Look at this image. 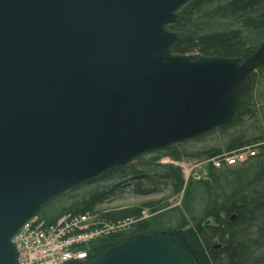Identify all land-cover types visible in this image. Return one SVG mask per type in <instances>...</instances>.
I'll return each instance as SVG.
<instances>
[{
  "label": "water",
  "instance_id": "95a60500",
  "mask_svg": "<svg viewBox=\"0 0 264 264\" xmlns=\"http://www.w3.org/2000/svg\"><path fill=\"white\" fill-rule=\"evenodd\" d=\"M193 0H0V264L50 201L140 156L240 118L264 43L247 58L175 52ZM67 264H201L150 231Z\"/></svg>",
  "mask_w": 264,
  "mask_h": 264
},
{
  "label": "trees",
  "instance_id": "16d2710c",
  "mask_svg": "<svg viewBox=\"0 0 264 264\" xmlns=\"http://www.w3.org/2000/svg\"><path fill=\"white\" fill-rule=\"evenodd\" d=\"M172 28L191 33L175 48L178 53L245 59L264 43V0H193L180 11V21ZM252 82L240 120L219 131L224 134L245 119L258 125L240 131L224 146L188 152L175 145L152 153L155 157L145 163L146 167L157 168V160L167 154L176 158L213 155L264 140V122L260 125L264 114H259L258 107L264 104V66L252 74ZM162 167L161 172L149 173L147 177L139 174L142 170L138 168L127 172L129 166L119 172L135 175L131 187L139 195L157 192L162 189L159 183L165 187L171 185V194L183 192L182 207L167 208L169 204L161 199L135 206L98 208L113 192L114 188H108L53 214L45 211L41 215L53 222L67 212L90 211L107 222L132 220L126 231L93 242L92 253L126 237L157 230L178 231L190 242L201 264H264V145L249 161L234 167H210L206 177L191 179L187 184L179 167ZM114 175L110 172L100 179ZM147 207L153 214L143 218Z\"/></svg>",
  "mask_w": 264,
  "mask_h": 264
},
{
  "label": "built area",
  "instance_id": "2783aa9c",
  "mask_svg": "<svg viewBox=\"0 0 264 264\" xmlns=\"http://www.w3.org/2000/svg\"><path fill=\"white\" fill-rule=\"evenodd\" d=\"M255 150L244 147L232 153H224L201 162L182 163L184 171L192 175L200 172L207 163L219 167L224 163L236 164L253 155ZM132 220L107 222L90 214H68L57 222L48 224L35 217L27 222L15 237L19 250V264H63L88 257L89 243L102 236L126 229Z\"/></svg>",
  "mask_w": 264,
  "mask_h": 264
},
{
  "label": "rangeland",
  "instance_id": "374dc122",
  "mask_svg": "<svg viewBox=\"0 0 264 264\" xmlns=\"http://www.w3.org/2000/svg\"><path fill=\"white\" fill-rule=\"evenodd\" d=\"M259 107V114H264V104H261ZM264 122V118L261 119L260 125ZM258 125L257 122L251 121L250 119H245L240 125H237L233 127L232 129L228 130L226 133H221L220 131H215L213 134H208L204 137H201L197 140H191V141H186L183 144H178L179 149H185L188 152H197L200 150L208 149L211 147L215 146H224L227 141L232 139L234 136L240 133V131L246 129V128H253L254 126L251 125ZM248 132V131H247ZM249 133V132H248ZM168 155V154H167ZM165 155V156H167ZM206 155H201V156H189V155H182L181 158H190L191 160L199 159V158H204ZM155 157V154H148L146 156H143L142 158L138 159L137 161L133 162L126 171L130 172L133 169H139L142 170L141 173L139 174H144V173H156L155 171L161 172L163 170L162 166H176L175 164L172 163H167V162H161L158 161V167L155 169H150L154 168V166L146 167L147 161L152 160ZM181 158H177L181 159ZM203 161V160H202ZM206 165H202L200 169L205 168ZM196 168L192 171L191 177L187 180V177L182 173L183 178L185 180V184L189 183V181L194 177ZM200 175L204 176L205 172H199ZM132 175H127L126 172H117L113 178H106V179H101L96 181L95 183L89 184L87 186H80L72 191H69L65 195L61 196L60 198L56 199L53 201L47 208H44V210L41 212H47V213H55L57 212L60 208L65 207V206H71L77 202L83 201L84 199H88L91 195L95 194L98 191L108 189L112 186L114 188L112 193H109L106 198L103 200V203L98 206V208H115V207H126V206H135L138 204H141L143 202H148V201H156V200H161L164 199L163 202L168 203L167 208H176V207H182L183 204V192L173 195L171 194L172 192V186H163L162 184L159 183V186L162 188L158 190L157 192H154L152 194L143 196L136 194L132 191L131 185H127V178H129ZM198 177V176H197ZM197 180V179H195ZM121 181L120 186H116L119 182ZM131 180L129 179L128 182ZM150 209L148 207L145 210L146 217H149L150 215ZM48 214V215H49Z\"/></svg>",
  "mask_w": 264,
  "mask_h": 264
}]
</instances>
